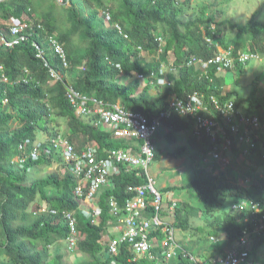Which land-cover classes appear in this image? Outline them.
Listing matches in <instances>:
<instances>
[{"label": "trees", "instance_id": "obj_1", "mask_svg": "<svg viewBox=\"0 0 264 264\" xmlns=\"http://www.w3.org/2000/svg\"><path fill=\"white\" fill-rule=\"evenodd\" d=\"M190 2L69 0L59 5L56 0L0 1V32L10 30L13 20L31 27L24 31L26 39L12 49L0 42V66L3 67L0 72V264H111L112 261L154 264L136 254L129 242L121 245L118 255H111L105 242L118 236L111 214V198L124 208L133 198L127 188L145 184L143 172L116 176L112 186L103 187L97 193L93 207L102 210L97 223H91L83 215L84 197L77 194L79 180L65 163L62 151L53 144L63 136V124L66 123L71 134L63 137L75 145L77 152L88 143L111 150L127 147L128 142L113 140L110 133L97 126L95 119L80 117L67 98L69 87L81 95L120 102L127 110L148 117L169 110L167 100L172 96L187 102L189 96L199 92L207 101L216 96L222 105L233 102L235 110L258 117L264 128L263 73L254 77L251 95L245 97L232 89L240 85L252 62L264 63V24L256 17L258 14L246 24L224 20L226 12L213 3L202 6L199 14L189 18ZM52 38L65 51L67 68L55 54L50 43ZM37 46L43 50V57H39ZM219 48L232 49L234 61L229 69L220 71L218 65H211L208 74L201 75L199 68L189 66L193 58L204 61L215 58ZM142 53L158 58L153 59L151 68L147 66V57L141 58ZM244 55H256L263 61L242 60ZM172 67L178 70L172 72ZM163 68L170 86H157L163 78ZM51 69L61 79L54 78ZM228 76L232 83L228 82ZM120 78L132 82L124 85ZM154 81L157 85H151ZM152 88L155 95L150 91ZM195 119L171 118L155 139L154 162L160 164L172 156L185 158V167L188 166V185H171L164 192L186 190L192 199L201 202L198 211L204 215H213L227 201L236 200L219 220L218 232L221 230L227 240L237 241L242 236L244 220L256 217L253 205L264 215V137L257 135L256 149L247 154L246 146L236 142L228 156L223 153L222 160L210 164L202 155L212 146L207 139L194 137ZM261 128L260 134L264 131ZM41 132L44 142L40 141ZM40 144L39 158L33 160L31 154ZM24 158L26 161L20 165ZM225 159L230 163L223 169ZM53 163L63 164V170L41 177L42 170L51 168ZM244 175L251 181L240 179ZM242 202L245 208H233ZM150 210L149 207L147 211ZM194 212L189 200H179L175 226L185 230ZM73 213L81 240L70 251L71 227L66 215ZM213 236L218 239V233L212 231L203 237L201 232L198 238L191 235L193 240L188 246L181 243L187 256L182 254L168 263L159 259L158 264H201L200 248L214 249V243L208 245ZM164 237V229L151 236L154 255L159 252V243ZM263 244L264 236L252 253L256 264H260ZM223 252L220 250L219 254Z\"/></svg>", "mask_w": 264, "mask_h": 264}, {"label": "built area", "instance_id": "obj_2", "mask_svg": "<svg viewBox=\"0 0 264 264\" xmlns=\"http://www.w3.org/2000/svg\"><path fill=\"white\" fill-rule=\"evenodd\" d=\"M56 2L64 5L69 0H56ZM13 23L14 26L10 30L0 32V42L4 43L7 49H12L24 41L26 39L24 31L31 29L29 25H21L15 20ZM118 29L122 33V27ZM125 38L127 39L128 36L126 35ZM160 41L162 42V39ZM207 41L211 43L210 40ZM50 43L54 46L55 54L61 57L67 68V58L63 48L53 38L50 39ZM37 49L39 57H43L41 47L37 46ZM258 57L244 55L242 60L252 59L262 62V58ZM233 61L231 48L227 50L219 48V54L215 58L207 61L193 58L189 66L195 65L201 75H207L211 65H218L221 71L224 68L229 69ZM177 70L176 67L170 69L172 72ZM2 71L3 67L0 66V72ZM50 73L54 78L61 79L53 69ZM166 74L167 71L163 68L161 71L163 78L158 81L159 85H172L165 78ZM140 79L144 80L142 76ZM67 98L77 109L80 117L86 120L95 119L97 126L110 133L113 140L128 142L127 147L111 150H104L98 144L88 143L82 151L77 152L75 145L66 137L59 136L53 141L56 149L62 150L65 163L79 180L77 194L84 197L83 215L91 223H97L102 216V210L93 207L97 193L103 187L112 186V179L116 176L143 172L146 177L145 184L127 188V192L132 194L133 198L127 201L124 208H120L115 198H111V214L114 216L113 224L118 236L107 238L105 242L111 255H118L121 245L129 242L136 254L145 256L154 264H158L159 259H164L168 263L182 254L187 256V251L177 243L176 228L172 225L174 221H169L170 217L175 216V203L171 206L164 205L162 195L149 174V167L156 157L155 139L159 132L166 128V122L171 118L195 117L196 124L192 133L199 140L207 139L212 146L211 149L208 148L206 155H202L210 164L222 160L223 153L228 156L236 142L243 143L242 145L246 146L245 154L249 153L250 150L256 149L257 135L262 137L258 131L262 127L258 117L250 116L243 110H235L233 102L222 105L216 96L210 97L207 101L199 92L189 96L187 102L175 96L171 97L167 100L169 110L162 111L154 117L127 110L120 102L110 103L81 95L73 87L68 88ZM41 147V144L38 145L32 152L33 160L39 158ZM25 161L24 158L19 164L22 165ZM229 163L230 161L225 159L222 168L229 166ZM244 205L245 203L242 202L233 208L243 209ZM149 207L154 213L151 216V210L147 211ZM252 209L256 217L244 220L245 227L240 239L228 240L224 252L204 264H256L252 253L255 251L257 241L264 236V215H261L262 210L257 205H253ZM41 211L45 212V209ZM51 213L59 216L55 211ZM66 217L71 227L68 249L74 251L81 240V235L77 228L75 213L67 214ZM160 229H164L166 237L162 238L159 243L160 250L154 255L151 236ZM211 241L214 245L219 243L214 237ZM190 258L196 262L193 255L190 254ZM111 264H116V261H112Z\"/></svg>", "mask_w": 264, "mask_h": 264}, {"label": "rangeland", "instance_id": "obj_3", "mask_svg": "<svg viewBox=\"0 0 264 264\" xmlns=\"http://www.w3.org/2000/svg\"><path fill=\"white\" fill-rule=\"evenodd\" d=\"M78 2L80 3V0H78ZM212 3L215 4L217 8H220L226 12L224 20L227 19V20H231L233 22H237L240 24H242V23L246 24L250 19H252L255 16V14H258L256 17H258V20L264 24V0H191V2H190L191 10L188 11V15H189L188 17L193 18L195 15L199 14V11H200L202 6H208ZM208 12L210 13L211 10H209ZM162 52H163V50L161 51V53ZM144 57L145 58L147 57L146 53H142L141 58L145 59ZM146 59L149 62L147 64V66L149 68H151L154 65L155 60H158L157 57H152V58L147 57ZM153 59H155V60H153ZM258 64H256L255 62H252L248 66L247 73L244 74V76L242 77L240 85H238V84L234 85L232 87V89L237 91L238 93H240L242 96H245V97L251 95V93H252L251 89L253 88V84H254V80H253L254 77H257L259 72H262L263 76H264V63H261L259 65ZM142 81H143V83H147L146 79H144ZM120 82L123 83L124 85H128L132 81H130L128 78H120ZM228 82L232 83V79L230 78V76H228ZM151 85H157V84L154 81ZM157 86H161V85H157ZM150 91L152 92L153 95H155V91L153 90V88ZM172 97H174V96H172ZM49 126H50V130H53V125L50 124ZM61 131H62L63 136H68V135L71 136V134H69V131L67 129L66 123L63 124V128ZM261 136L264 137V131L261 133ZM44 140H45V136L41 132L40 141L44 142ZM59 150L62 151L61 149H59ZM14 162L16 163V160H14ZM159 165L160 164L158 163V161L153 162L151 164V166L149 167V174H150L151 178L155 181V186L160 192H161L160 187L163 184H168L169 179L173 180V178H175V177H180L181 173L183 172V171H181V169L186 172V170H187L186 167H188V166H186V167L184 166V167H181L180 169H178L177 171H173V172L172 171L161 172L158 169ZM61 170H63V164L53 163L51 168L46 169V170L44 168L42 170L41 177H44L47 174H50L52 172H59ZM185 172H183L184 178L186 177ZM187 178H189V177H187ZM241 178L248 180V182L251 181L250 178H247L246 175L240 177V179ZM185 181H188V180H186V179L182 180V182H185ZM171 185H172L171 183L168 184V186H171ZM162 195H163L165 202H167V200L169 199V196L173 200L178 198L174 192L169 193V195L168 194H162ZM187 197L188 198H185V199L186 200L188 199L193 204V207L195 208L194 213L198 214L199 213L198 209L200 210L201 202H198V199H194V201H193V199L190 197V194H187ZM183 198H184V196L181 197L182 200H183ZM234 202L237 203L236 200L227 201L224 204V206L220 210H218V212L214 213L213 215H206V219H204V220H200V218H201L200 216L199 217L198 216H192L191 221L193 222V225H192L193 230L191 229V232L194 235V238H198L200 236V233L198 231H195V228H197L199 226L201 228L202 237L207 236V234L212 231V232H216V234L218 233V239H219L218 241L221 240L222 242L227 243L228 240L223 235H221V233H220L221 230L218 232V227H219L218 222L221 218H223L224 214L229 212L230 206L232 207ZM220 235L222 236V238ZM188 236H190L189 232H183L180 230L177 232V239L178 240L181 237L185 238ZM191 239H193V238H191ZM187 241H189V239ZM211 242H212L211 239H209L208 245H210ZM259 254H260L259 263L264 264V244L262 245V248L260 249ZM202 264H204V261Z\"/></svg>", "mask_w": 264, "mask_h": 264}, {"label": "crops", "instance_id": "obj_4", "mask_svg": "<svg viewBox=\"0 0 264 264\" xmlns=\"http://www.w3.org/2000/svg\"><path fill=\"white\" fill-rule=\"evenodd\" d=\"M185 163H186V159L185 158H180V159H177V158H174V157H172V156H167L166 158H165V160L164 161H162L161 163H160V165L158 166V169L161 171V172H167V171H177L178 169H180L181 167H184L185 166ZM181 171H183V172H185L184 170H182L181 169ZM183 172L181 173V176L180 177H175V178H173V180H168V184L169 183H171L172 185H176V184H178V185H181V186H186V185H188V181H189V179L187 178V172H185L186 173V177L184 178V175H183ZM183 179H186V180H188V181H185V182H182V180ZM168 184H163L161 187H160V189H161V192L163 193L164 192V190L166 191V189H168ZM176 195H177V199H174L176 202H175V207L176 208H178V205H179V200H181V201H188V199L186 200L185 198H188L187 197V192H186V190H178V191H173ZM169 193H171V192H167V193H163V194H168L169 195ZM186 194V195H185ZM184 196V198H183V200L181 199V197H183ZM170 199H171V197H169ZM192 201V200H191ZM193 201H194V199H193ZM200 214V215H199ZM192 216H200L201 218H200V220H204V219H206V215H204V214H202L201 213V211L198 213V214H192V215H190L189 216V222H188V226H187V228L185 229V230H183V229H178L176 226H175V218H176V213H175V216L174 217H170L169 218V221L171 222V221H174V223H172V225H173V227L174 228H176V240H177V243L179 244V245H181V243H182V245L184 244V245H187L188 246V243L191 241V235H193L192 234V232H191V229L193 230V222L191 221L192 220ZM183 231V232H189L190 233V236H188V237H181L179 240L177 239V232L178 231ZM195 231H198L199 233H201V228L198 226L197 228H195ZM194 236V235H193ZM216 240H218L217 239V237H215V236H213ZM189 239V241H187ZM193 240V239H192ZM180 241V242H179ZM221 241V240H220ZM219 241V243H218V245H214L213 244V247H214V249H212V248H210V249H208V247L209 246H203V247H201L200 248V251H199V254H198V256H199V260H200V263L202 264L203 263V261L204 262H206V261H208V260H210L211 258H213V257H216L217 255H219V251L220 250H224L225 249V247L228 245V242L227 243H225V242H220ZM213 243V242H212ZM222 243V244H221ZM181 245V246H182ZM205 253V254H204ZM201 255H205L203 258H201ZM197 256V257H198Z\"/></svg>", "mask_w": 264, "mask_h": 264}, {"label": "clouds", "instance_id": "obj_5", "mask_svg": "<svg viewBox=\"0 0 264 264\" xmlns=\"http://www.w3.org/2000/svg\"><path fill=\"white\" fill-rule=\"evenodd\" d=\"M158 191H159V190H158ZM159 192H160V191H159ZM160 193H161V195L163 194L162 192H160ZM169 197H170V196H169ZM162 198H163V195H162ZM175 202H176L175 200L170 199V198L167 200V202H165V201H164V198H163V203H164L165 206H171V205H172L173 203H175ZM176 209H177V208H176ZM176 209H175V213H176ZM150 214H151V215L154 214V213H153V209H151ZM183 248H184V247H183ZM184 249H185V248H184ZM194 257H195V256H194Z\"/></svg>", "mask_w": 264, "mask_h": 264}]
</instances>
